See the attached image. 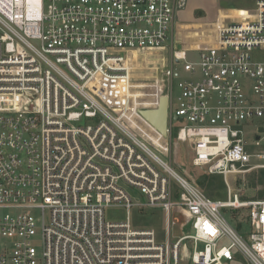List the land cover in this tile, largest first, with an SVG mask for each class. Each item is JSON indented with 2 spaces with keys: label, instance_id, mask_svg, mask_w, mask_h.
<instances>
[{
  "label": "built area",
  "instance_id": "built-area-1",
  "mask_svg": "<svg viewBox=\"0 0 264 264\" xmlns=\"http://www.w3.org/2000/svg\"><path fill=\"white\" fill-rule=\"evenodd\" d=\"M185 5L0 0V264H264V200L228 182L264 170V0L203 24L178 23ZM137 56L163 61L148 95ZM163 89L168 136L222 176L225 199L161 158L168 137L140 110ZM133 206L163 213L161 233L135 228ZM240 209L244 237L223 215Z\"/></svg>",
  "mask_w": 264,
  "mask_h": 264
},
{
  "label": "rangeland",
  "instance_id": "rangeland-1",
  "mask_svg": "<svg viewBox=\"0 0 264 264\" xmlns=\"http://www.w3.org/2000/svg\"><path fill=\"white\" fill-rule=\"evenodd\" d=\"M185 1V7L176 13V20L179 24L214 23L216 22L218 10L245 9L251 7L254 3V0ZM169 53L168 51L162 54L163 59L166 61ZM192 59H194L193 54ZM162 63L163 61L158 58H155L154 61L151 57H136L132 65V77L133 84L140 88H135V92L145 95L151 93L150 85L158 79ZM165 92L166 90L163 89L161 95H165ZM165 144L168 147V152L161 158L168 161L180 176L196 185L207 197L211 199H225L227 188L222 176L209 175L204 168L194 167L192 165V150L190 146L187 143L178 142L174 131L168 136L164 145ZM228 182L231 189L240 194L242 199L264 200V170L255 173L252 172L246 176H231ZM137 200L138 196L135 201ZM104 214L105 219L112 222H122L126 219L125 210L120 207L106 208ZM223 215L239 235L243 237L247 236L250 231V226L246 220V210H227L223 212ZM130 222L137 229L154 228L161 233L164 216L163 213L157 209H143L133 206L130 210ZM175 236L179 237L180 234L176 233L174 230L171 234L172 242ZM233 264H248V262L244 258L239 257Z\"/></svg>",
  "mask_w": 264,
  "mask_h": 264
},
{
  "label": "water",
  "instance_id": "water-1",
  "mask_svg": "<svg viewBox=\"0 0 264 264\" xmlns=\"http://www.w3.org/2000/svg\"><path fill=\"white\" fill-rule=\"evenodd\" d=\"M140 115L161 134L162 137H168V96H160L156 109L140 110Z\"/></svg>",
  "mask_w": 264,
  "mask_h": 264
},
{
  "label": "snow or ice",
  "instance_id": "snow-or-ice-1",
  "mask_svg": "<svg viewBox=\"0 0 264 264\" xmlns=\"http://www.w3.org/2000/svg\"><path fill=\"white\" fill-rule=\"evenodd\" d=\"M211 231V229H209Z\"/></svg>",
  "mask_w": 264,
  "mask_h": 264
}]
</instances>
